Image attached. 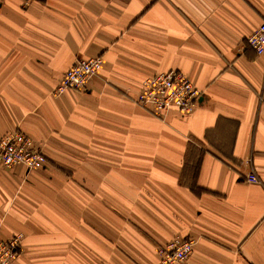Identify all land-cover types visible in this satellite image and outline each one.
<instances>
[{"label": "crops", "instance_id": "crops-1", "mask_svg": "<svg viewBox=\"0 0 264 264\" xmlns=\"http://www.w3.org/2000/svg\"><path fill=\"white\" fill-rule=\"evenodd\" d=\"M263 19L264 0H0V137L47 157L0 164L12 264H157L175 236L196 239L187 264H264ZM97 56L87 90L54 93ZM171 69L202 95L160 117L136 99Z\"/></svg>", "mask_w": 264, "mask_h": 264}, {"label": "built area", "instance_id": "built-area-1", "mask_svg": "<svg viewBox=\"0 0 264 264\" xmlns=\"http://www.w3.org/2000/svg\"><path fill=\"white\" fill-rule=\"evenodd\" d=\"M29 1V0H28ZM247 43L259 55L264 54V19L259 27L247 37ZM102 58H78L69 67L55 88V94L67 90H87L91 79L98 74ZM202 91L181 70L171 69L146 77L136 102L143 107L152 108L156 115L164 117L171 109H179L189 114L198 105ZM47 157L35 140L17 128L0 137V164L11 168L23 165L28 171L46 165ZM250 182H259L256 173L247 176ZM24 234L17 232L10 238L0 237V264H12L23 251ZM196 239L175 236L168 243L159 246L157 264H187Z\"/></svg>", "mask_w": 264, "mask_h": 264}]
</instances>
